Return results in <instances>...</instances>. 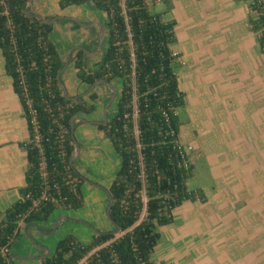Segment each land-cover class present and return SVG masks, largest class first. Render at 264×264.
<instances>
[{"label":"trees","instance_id":"16d2710c","mask_svg":"<svg viewBox=\"0 0 264 264\" xmlns=\"http://www.w3.org/2000/svg\"><path fill=\"white\" fill-rule=\"evenodd\" d=\"M27 1L0 0V51L29 131L25 185L0 219V264H13L10 251L4 255L1 247L10 250L21 233V218L34 224L56 208L83 206L86 178L70 161L75 152L71 120L95 110L97 95L91 89L98 79L120 85L115 112L97 127L120 158L107 192L110 222L121 235L116 237L115 229L99 231L83 243L66 234L40 264H78L84 257L81 264H164L151 259L158 227L172 221V211L183 201L204 199L199 189H187L194 162L186 167L177 149V111L184 95L172 65L174 22L152 12L146 0H58L61 9L90 2L105 15L101 59L90 68L85 50L74 47L68 60L89 94L65 97L57 80L65 55L50 39L53 23L26 14ZM248 8L250 29L264 52V0H248ZM44 189L46 198L32 207Z\"/></svg>","mask_w":264,"mask_h":264},{"label":"crops","instance_id":"0c3cea01","mask_svg":"<svg viewBox=\"0 0 264 264\" xmlns=\"http://www.w3.org/2000/svg\"><path fill=\"white\" fill-rule=\"evenodd\" d=\"M158 4L159 10H155ZM84 5L93 6L88 2L61 9L58 0H32L33 13L45 19L56 16L53 14L63 16L52 22L50 33V39L62 55L63 50L74 47L83 48L89 55L92 52L86 49V43L90 50L94 43L98 45L99 24L95 23L96 27L88 30L76 20L79 6L86 12ZM151 11L160 13L164 21L174 22L172 65L184 95L181 108L188 117L185 123L179 120V139L194 145L198 155L206 157L215 178V185L196 188L203 194V200L183 201L172 211V221L158 227L160 237L151 259L164 264H264V52L250 29L248 0H162ZM61 77L69 96L83 93L87 98L88 85L76 76L71 63ZM99 85L100 90L98 85L91 89L97 99L99 91H106L103 83ZM82 87L86 89L83 91ZM94 103L95 110L88 113L94 115L93 119L80 113L78 116L89 122L76 120L74 129L79 121L76 131L80 136L86 127L98 134L95 147L102 149L94 159L99 162L97 183L102 187L85 180L82 191L84 195L83 186H90L101 192L93 198L101 213L105 198L108 204L106 188L115 174L106 179L101 155L102 150L107 149L106 137L95 123L97 100ZM28 138L24 111L14 92L12 78L5 72L0 51V219L5 210L20 199L19 189L25 185L24 144ZM53 212L46 220L26 226V235L39 246H29L31 244L26 242L24 249L28 251L26 254L38 255L39 264L46 253L44 248L53 252L59 240L52 248L45 242L52 227L51 220L56 219ZM66 219L73 218H60ZM75 221L84 225L87 222ZM24 225L22 223L21 231ZM84 235L85 239L77 238L87 243L94 234Z\"/></svg>","mask_w":264,"mask_h":264},{"label":"rangeland","instance_id":"374dc122","mask_svg":"<svg viewBox=\"0 0 264 264\" xmlns=\"http://www.w3.org/2000/svg\"><path fill=\"white\" fill-rule=\"evenodd\" d=\"M84 6H87L85 7L87 9L86 12L83 10V8L79 6L78 7L79 9L77 11L80 10V13L76 19L82 22L83 23L82 25L86 26V29L93 30L96 27L95 23H99L102 25L104 24L105 16L103 12L99 11L93 6L92 7L89 5H84ZM90 7L92 9H90ZM155 10H159V4L155 6ZM71 12H72V9L70 8L69 14ZM94 14H98V16L96 17ZM53 15H56V16H53L52 18L56 17V19H58L59 17H63L62 15H58V14H53ZM98 37H99V34H98ZM104 44L105 43L103 40L101 49L98 52L89 54L88 57H86L88 67L90 68L93 67L94 63L98 62L101 59ZM88 45L89 44L86 43V47H87L86 49L88 51L94 52L97 48L96 43H94V47H92L91 50H90V45L89 46ZM66 51H67L66 49L63 50V55L65 54ZM69 70H70V67L66 69L65 73H67ZM117 83L118 82L113 83V87L116 91V94L113 98V101L111 102V104L109 105L107 109V118L111 117L116 109L117 91H118V87H120V85L118 86ZM96 85H98L97 89L100 90L99 83L94 84L92 89L95 88ZM104 86L106 88L105 89L106 91H104V93L99 91L100 96L98 99H96L97 100V113H96L97 120L102 118L105 103L108 101L111 95V92H112L110 87H108L106 84H104ZM66 87L68 88V90H70L69 88L70 85L68 83L66 84ZM102 87L103 86H101V89ZM84 89H86V87L81 88V90L83 91ZM102 94H105V95L102 96ZM177 113H178L180 122L185 123L188 121V117L184 109L179 108ZM85 116L86 118L93 119L94 115L85 114ZM78 123L80 124V122L79 121L76 122L77 126H79ZM82 125L88 126V125H85L84 123H82ZM76 128L74 129V137L78 145L79 157H77V159L73 161V165L86 178V180H89L90 182H93V183H97L99 162L97 159H94V156H98L97 152L102 149V148L99 149L98 147L97 148L95 147V144L97 143L98 134L94 133L91 130L89 131V129H87L86 127L84 128L85 129L84 133H82V136H80L79 132L76 131ZM105 141H106L105 144H106L107 149L102 150L101 155L104 156V159L102 161L104 163V167H106L105 176H106V179H108L109 175L114 176L116 170L119 167L120 158L118 154L114 151L113 147L111 146L109 139L106 138ZM184 144H188V143H184ZM199 156H203V155H197V157L194 159V164H193L194 173L187 179V182H186V186L189 191L195 190L196 188H201L205 186L211 187L215 185V178L213 177L211 173V168H210V165L206 157L204 156L199 157ZM105 183H108V182L105 181ZM93 188L95 187L83 186L84 195H85V204L83 205L82 209L80 208L77 211L72 210V209H67L68 211H66V210H62L61 207L56 208V210L53 212L55 215L54 219L55 218L56 219L54 221L51 220V222H53L52 227H51L49 234H47L46 239H45V242L48 245V247L50 246L52 248L53 243H55V241L64 237L68 233H73L75 236L77 237L79 236V238L85 239L86 235H84V233L94 234L97 231H107V230L115 229L113 224L107 218V215L105 213V207H107L106 198H105L104 203L102 204L103 211H101V213H98V210H97V207H96V204L93 198H95V195L97 194L99 196L101 192ZM61 216L63 217L70 216L73 219L60 220ZM76 219H79L80 221L86 220L87 221L86 225L75 221ZM56 223L57 225L55 227ZM82 229L85 231L83 232ZM26 242L28 244H31L29 246H35V247L39 246L38 243H35L26 235V233L24 232V227H22L21 234L16 235L13 238V242L10 247V254L13 255L12 257L13 264H39L38 255L26 254L28 253V251L24 249V246H26Z\"/></svg>","mask_w":264,"mask_h":264},{"label":"water","instance_id":"95a60500","mask_svg":"<svg viewBox=\"0 0 264 264\" xmlns=\"http://www.w3.org/2000/svg\"><path fill=\"white\" fill-rule=\"evenodd\" d=\"M31 12H32V0H28L27 1V9H26V14H31ZM32 15H34V16H36L37 18H39V19H41V20H43L44 22H47V23H52L53 21H55L56 20V17H54V18H51V19H45V18H43L40 14H36V13H33ZM77 20V19H76ZM79 23H81L82 24V22H80L79 20H77ZM99 24V23H98ZM99 26H100V28H101V31H100V34H99V37H98V45H97V48H96V50L94 51V52H92V53H96V52H98L100 49H101V47H102V43H103V40H104V36H105V28H104V26L102 25V24H99ZM72 49L73 48H70V49H68L67 50V52H66V54H65V63H64V65L62 66V68L59 70V72H58V74H57V80H58V82H59V84L63 87V94H64V96L65 97H69V95H68V93H67V89L64 87V85H63V82H62V80H61V78H60V75H61V73L65 70V68H66V66H67V64H68V60H69V55H70V53H71V51H72ZM85 52H87V51H85ZM103 83V84H106V85H108V86H110V88H111V90H112V92H111V96H110V98L108 99V101L105 103V106H104V110H103V120H101V121H95V123H105L107 120H108V118H107V109H108V107H109V105L111 104V102L113 101V98H114V96H115V89H114V87H113V85L110 83V82H107L106 80H104V79H98V80H96L95 81V84L96 83ZM94 85V84H93ZM93 85H92V87H93ZM76 120H83V121H85V122H89V121H87L86 119H84V118H82V117H80V116H76V117H74L72 120H71V130H72V135H73V138H74V143H75V152H74V155L72 156V158H71V163L78 157V155H79V151H78V145H77V143H76V139H75V137H74V125H75V121ZM108 193V192H107ZM111 205H112V197L110 196V194L108 193V204H107V207H106V215H107V218H109V220H110V209H111ZM29 223H25V225H24V232L26 231V226L28 225ZM56 225H57V223L55 224V227H56ZM119 231V228H116L115 229V231L114 232H118ZM97 232H99V231H97ZM45 250H46V253L44 254V255H42V257L41 258H45L48 254H49V250L48 249H46V248H44Z\"/></svg>","mask_w":264,"mask_h":264},{"label":"built area","instance_id":"2783aa9c","mask_svg":"<svg viewBox=\"0 0 264 264\" xmlns=\"http://www.w3.org/2000/svg\"><path fill=\"white\" fill-rule=\"evenodd\" d=\"M162 0H146V3L149 7V9L151 10V8L157 4V3H160ZM38 138V137H37ZM177 149H178V152L181 154L182 158H183V164L187 167V165H189L192 161L194 162V159L197 157L198 153L194 147V145L192 144H184L183 142H178L177 144ZM195 151V152H194ZM185 156H187V159L185 158ZM41 167H42V170L44 171V167H45V164L44 162L41 163ZM47 196V193H46V189H44V191L35 199L32 200V207H35L38 205V203L42 200V199H45ZM22 223H23V219L21 218L20 219V222H19V227L21 228L22 226ZM115 235L116 237H118L119 235H121V232L118 231V232H115ZM9 248L7 245H4L1 247V252L5 255L9 252ZM86 259V257H84L78 264H81L84 260ZM8 264V263H7Z\"/></svg>","mask_w":264,"mask_h":264},{"label":"flooded vegetation","instance_id":"af4514ba","mask_svg":"<svg viewBox=\"0 0 264 264\" xmlns=\"http://www.w3.org/2000/svg\"><path fill=\"white\" fill-rule=\"evenodd\" d=\"M100 83V82H99ZM101 120H103V116H102V118L101 119H99L98 121H101ZM97 121V120H96ZM94 185H97V186H99V187H102L100 184H98V183H94ZM107 190V189H106Z\"/></svg>","mask_w":264,"mask_h":264}]
</instances>
